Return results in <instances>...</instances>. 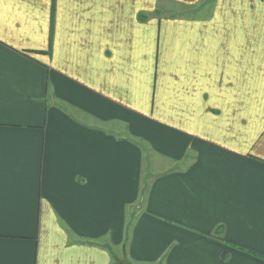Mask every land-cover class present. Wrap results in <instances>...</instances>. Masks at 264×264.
Returning <instances> with one entry per match:
<instances>
[{"label": "crops", "instance_id": "1", "mask_svg": "<svg viewBox=\"0 0 264 264\" xmlns=\"http://www.w3.org/2000/svg\"><path fill=\"white\" fill-rule=\"evenodd\" d=\"M119 262L264 264V0H0V264Z\"/></svg>", "mask_w": 264, "mask_h": 264}, {"label": "rangeland", "instance_id": "2", "mask_svg": "<svg viewBox=\"0 0 264 264\" xmlns=\"http://www.w3.org/2000/svg\"><path fill=\"white\" fill-rule=\"evenodd\" d=\"M170 8H171V7H170ZM159 12H160V11H159ZM161 12H162V11H161ZM181 12H184L183 9L174 8V7L171 8L170 11H169V13H171V14H175V15H176V14H179V13H181Z\"/></svg>", "mask_w": 264, "mask_h": 264}, {"label": "trees", "instance_id": "3", "mask_svg": "<svg viewBox=\"0 0 264 264\" xmlns=\"http://www.w3.org/2000/svg\"><path fill=\"white\" fill-rule=\"evenodd\" d=\"M115 264H128V263H125V262H119V263H115Z\"/></svg>", "mask_w": 264, "mask_h": 264}]
</instances>
